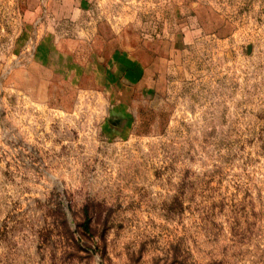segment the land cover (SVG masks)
I'll use <instances>...</instances> for the list:
<instances>
[{
    "label": "rangeland",
    "instance_id": "374dc122",
    "mask_svg": "<svg viewBox=\"0 0 264 264\" xmlns=\"http://www.w3.org/2000/svg\"><path fill=\"white\" fill-rule=\"evenodd\" d=\"M0 264H264V0H0Z\"/></svg>",
    "mask_w": 264,
    "mask_h": 264
}]
</instances>
